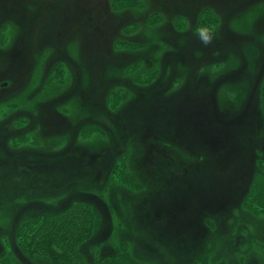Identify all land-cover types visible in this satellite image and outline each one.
Masks as SVG:
<instances>
[{
    "label": "rangeland",
    "instance_id": "374dc122",
    "mask_svg": "<svg viewBox=\"0 0 264 264\" xmlns=\"http://www.w3.org/2000/svg\"><path fill=\"white\" fill-rule=\"evenodd\" d=\"M124 253L264 264V0H0V264Z\"/></svg>",
    "mask_w": 264,
    "mask_h": 264
},
{
    "label": "clouds",
    "instance_id": "9594fccd",
    "mask_svg": "<svg viewBox=\"0 0 264 264\" xmlns=\"http://www.w3.org/2000/svg\"><path fill=\"white\" fill-rule=\"evenodd\" d=\"M194 35H196L201 44H203L204 46L212 44L213 40L216 37L215 30L207 25L198 27L195 30Z\"/></svg>",
    "mask_w": 264,
    "mask_h": 264
},
{
    "label": "trees",
    "instance_id": "16d2710c",
    "mask_svg": "<svg viewBox=\"0 0 264 264\" xmlns=\"http://www.w3.org/2000/svg\"><path fill=\"white\" fill-rule=\"evenodd\" d=\"M132 1H135V0H114V2L116 3V4H118V6H121V5H129V4H131L132 3ZM70 215H71V213H70ZM69 215V216H70ZM73 215L75 216L76 214L75 213H73ZM76 217H78V216H76ZM80 217V216H79ZM75 219V218H74ZM81 221H83V222H89L90 220H85L86 218H82L81 217ZM85 223H84V226H85ZM92 221H90L88 224H87V226H86V231H88V228H89V230H90V233H92V231H93V229L94 228H92ZM53 235V234H52ZM51 234H50V237L52 236ZM82 238V237H81ZM49 241H52V242H54L53 240H49ZM57 241H55V244L57 245ZM58 249H60L59 247H57ZM52 250H54V249H52ZM51 252V251H50ZM59 252H60V250H59ZM57 254V253H56ZM61 254V253H60ZM127 255V253H124V256H122L121 257V260L117 263V264H122V261H124V262H126L125 260H123L124 258H125V256ZM58 256H59V260L62 258V256H66V255H59L58 254ZM43 257V256H42ZM49 259H51L52 261H53V258L52 257H49V256H47ZM44 258V257H43ZM46 258V257H45ZM58 258V257H57ZM118 259H120V258H118ZM116 262V261H115ZM123 264H128V263H123Z\"/></svg>",
    "mask_w": 264,
    "mask_h": 264
}]
</instances>
